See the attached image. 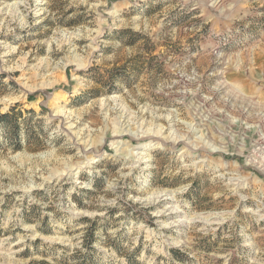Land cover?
Instances as JSON below:
<instances>
[{"label": "rangeland", "instance_id": "374dc122", "mask_svg": "<svg viewBox=\"0 0 264 264\" xmlns=\"http://www.w3.org/2000/svg\"><path fill=\"white\" fill-rule=\"evenodd\" d=\"M6 113L0 264H264V0H0Z\"/></svg>", "mask_w": 264, "mask_h": 264}, {"label": "bare ground", "instance_id": "6f19581e", "mask_svg": "<svg viewBox=\"0 0 264 264\" xmlns=\"http://www.w3.org/2000/svg\"><path fill=\"white\" fill-rule=\"evenodd\" d=\"M24 92H27V90H24ZM119 135L117 134V135H113V137H118ZM155 138V137H154ZM157 138V137H156ZM158 138H159V136H158ZM263 139V138H262ZM156 140V139H155ZM258 140H259V138H258ZM262 142H256V144L255 145H261V146H263L262 144H264V142H263V140H261ZM158 142V141H157ZM160 142V141H159ZM260 148V147H259ZM196 150H197V148H196ZM83 152L85 153V154H91V156L92 155H94V154H96L97 153V151L95 150V149H93L92 147L91 148H88V149H84L83 150ZM90 156V157H91ZM263 165V164H262ZM167 198V197H166ZM165 199V198H164Z\"/></svg>", "mask_w": 264, "mask_h": 264}, {"label": "trees", "instance_id": "16d2710c", "mask_svg": "<svg viewBox=\"0 0 264 264\" xmlns=\"http://www.w3.org/2000/svg\"><path fill=\"white\" fill-rule=\"evenodd\" d=\"M12 111L13 110H11V113H12ZM10 116H11V114H8V113L3 114V115L0 114V121L5 120V119L9 118ZM260 176L263 177L262 175H260Z\"/></svg>", "mask_w": 264, "mask_h": 264}]
</instances>
